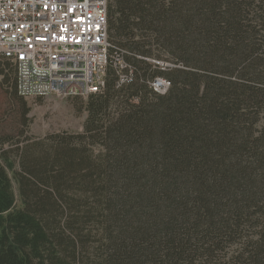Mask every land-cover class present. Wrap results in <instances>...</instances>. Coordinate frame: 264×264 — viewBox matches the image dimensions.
<instances>
[{
    "label": "trees",
    "instance_id": "trees-1",
    "mask_svg": "<svg viewBox=\"0 0 264 264\" xmlns=\"http://www.w3.org/2000/svg\"><path fill=\"white\" fill-rule=\"evenodd\" d=\"M109 39L136 81L117 88L110 71L88 98L77 138L104 153L66 140L23 161L20 210L0 153V264H264V0H109ZM154 55L178 67L138 59ZM157 77L168 94L150 89ZM96 214L92 262L83 227ZM250 232L258 241L228 259Z\"/></svg>",
    "mask_w": 264,
    "mask_h": 264
},
{
    "label": "built area",
    "instance_id": "built-area-1",
    "mask_svg": "<svg viewBox=\"0 0 264 264\" xmlns=\"http://www.w3.org/2000/svg\"><path fill=\"white\" fill-rule=\"evenodd\" d=\"M113 50L108 0H0V60L15 66L21 98L88 99L105 91L110 69L118 88L134 83L127 52ZM169 86L150 89L164 96Z\"/></svg>",
    "mask_w": 264,
    "mask_h": 264
},
{
    "label": "rangeland",
    "instance_id": "rangeland-1",
    "mask_svg": "<svg viewBox=\"0 0 264 264\" xmlns=\"http://www.w3.org/2000/svg\"><path fill=\"white\" fill-rule=\"evenodd\" d=\"M109 5V0H108ZM113 45V42L110 41ZM122 50H113L112 53ZM165 56V55H164ZM157 58L155 55L151 57L152 60H158L172 64V68L178 66L169 57ZM152 64L151 62H149ZM157 70L164 71L158 66ZM113 71L112 69L109 70ZM155 72V69L153 70ZM15 68L11 63L0 60V153L7 152V157L12 164V169H9V164L3 161L4 166L7 167L10 178L13 184V190L16 198V210L23 209V196L20 192L19 180L22 178L23 161L34 158L33 162L41 164V153L46 150H51L54 147L66 145L81 149L83 151L92 153L95 158H98L104 153L100 145L94 144L93 141L84 137L80 140L77 137L85 132V125L88 118L87 105L89 99L82 98H28L21 100L16 99V74ZM154 75V74H153ZM115 99L111 108L112 116L118 110L120 104L126 103L127 98ZM134 100V101H133ZM136 103L137 100L132 99L130 103ZM116 104V105H115ZM25 114V115H24ZM264 124L261 125V128ZM30 155V156H29ZM25 184L30 188H34V183L25 181ZM45 185V184H44ZM41 186L38 195L44 196L42 190L45 186ZM45 187V188H44ZM83 192V191H82ZM73 194L78 198H84V194L74 192ZM90 204L93 209H96L97 204L93 199V193H89ZM44 198V197H42ZM81 200V199H78ZM58 211V209H57ZM60 211V210H59ZM64 211V209H63ZM97 213V211H95ZM62 213L58 216L62 218ZM64 220V218L62 219ZM85 241L87 242L85 248V257L92 262H97L102 254L103 236H102V220L98 214L88 219L86 225L83 227ZM241 242L229 245L226 247L224 253L229 258L234 257L243 251H247L252 244L256 243L258 236L254 232L243 234ZM98 257V258H97Z\"/></svg>",
    "mask_w": 264,
    "mask_h": 264
},
{
    "label": "bare ground",
    "instance_id": "bare-ground-1",
    "mask_svg": "<svg viewBox=\"0 0 264 264\" xmlns=\"http://www.w3.org/2000/svg\"><path fill=\"white\" fill-rule=\"evenodd\" d=\"M146 61L151 62V63L156 62L158 65H155V66L162 67V68H166V69H170V68L173 67L172 64H169V63H167V62H162V61H158V60H152V59H148V58L146 59ZM156 79H159V80H161V81H167V82H169L168 80H166V79H164V78L157 77V78H155V79L149 81V83H148V84H150L149 87H151V84H152ZM169 83H170V82H169ZM117 88H118V87H117ZM170 89H171V83H170V86H169V91H170Z\"/></svg>",
    "mask_w": 264,
    "mask_h": 264
}]
</instances>
